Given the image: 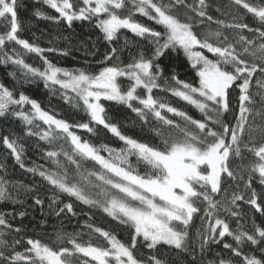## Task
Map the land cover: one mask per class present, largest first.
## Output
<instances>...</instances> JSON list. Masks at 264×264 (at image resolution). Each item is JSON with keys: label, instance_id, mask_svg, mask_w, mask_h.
<instances>
[{"label": "trees", "instance_id": "trees-1", "mask_svg": "<svg viewBox=\"0 0 264 264\" xmlns=\"http://www.w3.org/2000/svg\"><path fill=\"white\" fill-rule=\"evenodd\" d=\"M150 1L148 14L141 0H106L110 12L81 15L83 0H0V264H42L36 246L96 264L83 250L107 252L113 240L140 264H264V0ZM155 7L190 31L198 59L232 78L224 101L203 108L179 94L200 87L204 68L168 41ZM110 15L120 22L112 37L101 25ZM145 63L151 95L140 86L130 104L104 99L100 120L44 75L51 67L92 82L112 70L125 94L127 73ZM191 143L222 150L191 179L178 170L191 209L172 222L180 246L153 245L106 211L113 197L145 206L111 185L112 169L136 180L165 173L133 144L168 153Z\"/></svg>", "mask_w": 264, "mask_h": 264}, {"label": "rangeland", "instance_id": "rangeland-1", "mask_svg": "<svg viewBox=\"0 0 264 264\" xmlns=\"http://www.w3.org/2000/svg\"><path fill=\"white\" fill-rule=\"evenodd\" d=\"M83 1L87 7L79 13L81 15H83L85 11L88 12V7L92 8L95 12H110L106 7V0ZM141 1L145 3L144 7H139L140 12L142 14L150 13L151 9L148 8V6H152L151 1ZM60 6L62 9H67L68 5L63 3ZM6 8L7 6H5V9ZM157 10L159 15L158 20L169 28L168 41L182 47L194 63H201L204 68L200 87L196 89L193 88L191 91H188L190 89L188 88L183 92H179V94L192 104L203 108L210 100L216 101L219 99L224 101L227 86L231 83L232 78L221 71L218 66L206 60L198 59L192 51L195 40H193L190 31L164 15L159 9ZM102 20V28L112 37L118 29V26H120V22L116 21L113 15ZM149 68L150 64L145 63L139 64L132 70H129L127 74L133 78L134 84L131 90L125 94L121 93L119 89L117 80L120 76L114 74L115 71L112 70H109L103 77L92 82L83 74L58 71L51 67L44 72V75L49 80L81 94L94 117L100 120L102 100L104 99L130 104L131 98L135 97V91L140 86L148 88L149 95H151L153 86L148 84L147 81L141 80L142 77L149 74ZM215 70L217 72H214ZM103 88L105 89L100 91V89ZM94 89L99 91L93 92ZM195 94L199 97H196ZM37 116L44 119L45 114L39 110ZM97 122L101 123L103 120ZM219 144L216 145L215 148L206 150H202L194 143L180 144L174 146L168 153L157 152L145 145L133 144L146 160L162 168L165 173L162 177L156 179L136 180L121 170L112 169V173L116 176L117 180L112 181L111 185L116 190L123 193L134 192L136 194H133L134 197H137V200L139 199L138 201L145 206H132L121 199L113 197L109 201L106 211L115 217L126 218L132 222L135 225L136 233L148 239L153 245L157 243H167L180 246L181 236L172 228V222L178 219L186 220L190 215L191 209L188 207L189 203L183 194L186 192V189L181 182L177 183L175 181L176 175L178 170L184 167L182 170L183 173L181 174L182 177L179 178V181L191 179L193 174L198 173L201 166L209 162V159L220 155L222 149L220 147L221 144ZM76 146L81 151H87V146L81 142H77ZM261 154L263 155V163L260 167V171L264 173V149L261 151ZM35 252L42 264H50L48 258L50 253L49 250L36 246ZM83 253L96 261V264H140L132 257L128 248H125L114 240L112 241L110 251L103 252L100 250L85 249ZM58 254L61 256V253Z\"/></svg>", "mask_w": 264, "mask_h": 264}, {"label": "water", "instance_id": "water-1", "mask_svg": "<svg viewBox=\"0 0 264 264\" xmlns=\"http://www.w3.org/2000/svg\"><path fill=\"white\" fill-rule=\"evenodd\" d=\"M132 28L134 30L141 31L143 33L146 32V30H144V29H142L141 27H138V26H133ZM48 258H49L50 264H65L61 260V258L59 257V255L56 254V253H49Z\"/></svg>", "mask_w": 264, "mask_h": 264}]
</instances>
